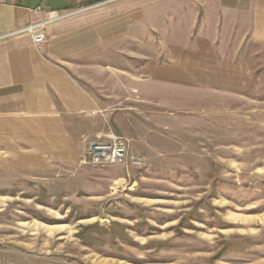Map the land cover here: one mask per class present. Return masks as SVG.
Wrapping results in <instances>:
<instances>
[{
  "label": "rangeland",
  "instance_id": "374dc122",
  "mask_svg": "<svg viewBox=\"0 0 264 264\" xmlns=\"http://www.w3.org/2000/svg\"><path fill=\"white\" fill-rule=\"evenodd\" d=\"M118 3L133 26L95 92L139 163L0 159V264H264V20Z\"/></svg>",
  "mask_w": 264,
  "mask_h": 264
},
{
  "label": "crops",
  "instance_id": "0c3cea01",
  "mask_svg": "<svg viewBox=\"0 0 264 264\" xmlns=\"http://www.w3.org/2000/svg\"><path fill=\"white\" fill-rule=\"evenodd\" d=\"M186 1L225 17L222 26L242 17L249 33L264 20V0ZM129 8L118 0H0V159L46 171L82 159L86 141L106 135L96 92L102 73L116 72L102 71L101 46L130 35ZM50 12L64 16L44 23ZM35 24L40 44L24 30Z\"/></svg>",
  "mask_w": 264,
  "mask_h": 264
},
{
  "label": "built area",
  "instance_id": "2783aa9c",
  "mask_svg": "<svg viewBox=\"0 0 264 264\" xmlns=\"http://www.w3.org/2000/svg\"><path fill=\"white\" fill-rule=\"evenodd\" d=\"M56 12H50L49 18L44 21L48 23L63 17ZM40 24L30 25L24 30L31 33L33 42L40 44L44 41L42 32H37L36 28ZM129 157L128 146L122 137L109 132L104 137L89 139L86 141L83 157L80 161L81 164L90 166H106V165H124L131 161L133 164H138L139 160Z\"/></svg>",
  "mask_w": 264,
  "mask_h": 264
}]
</instances>
